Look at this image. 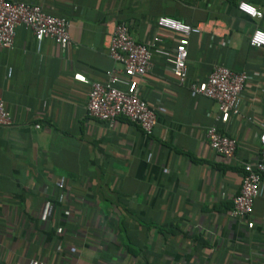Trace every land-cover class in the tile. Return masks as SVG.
<instances>
[{
    "label": "crops",
    "instance_id": "crops-1",
    "mask_svg": "<svg viewBox=\"0 0 264 264\" xmlns=\"http://www.w3.org/2000/svg\"><path fill=\"white\" fill-rule=\"evenodd\" d=\"M16 1L66 19L71 43L63 52L19 27L14 48L0 49V101L13 119L0 127V264H264V182L252 215L231 216L264 130V48L250 46L264 17L238 4L264 13V0ZM161 17L201 32L189 36L187 84L173 73L183 35L163 32L150 71L123 86L155 111L153 135L90 118L92 83L121 68L108 54L114 26L150 44ZM217 65L252 73L239 108L253 122L217 121L215 101L191 91ZM214 125L236 141L233 159L210 148Z\"/></svg>",
    "mask_w": 264,
    "mask_h": 264
},
{
    "label": "built area",
    "instance_id": "built-area-1",
    "mask_svg": "<svg viewBox=\"0 0 264 264\" xmlns=\"http://www.w3.org/2000/svg\"><path fill=\"white\" fill-rule=\"evenodd\" d=\"M238 11L252 20H262L264 17L260 9L245 2L238 4ZM157 25L159 31L150 44L136 42L130 35L126 23H117L114 26L108 54L121 68L107 71L104 82L92 83L88 100L90 118L105 122L110 127L115 125L117 119L125 118L137 125L147 136L153 135L158 123L155 111L136 91L127 93L123 90V86L129 85V79L142 78L150 71L153 60L152 50L163 42V32L183 35L179 38L174 51L173 73L180 85L187 84L189 36L201 32L199 27H192L167 17H161ZM19 27H24L36 37L53 41L63 52L71 43L70 24L66 19L47 13L37 4L0 0V49L14 48ZM250 46L256 49L264 48V30L256 29L253 32L250 37ZM251 78L252 73L248 71L236 73L223 65H217L206 83L192 82L189 87L195 95L215 101L218 106L217 121L228 123L234 117L253 122L254 119L243 116L239 108L246 83ZM12 120L11 112L4 102L0 101V127H11ZM37 128L40 126L38 125ZM206 137L210 148L217 155L226 160L235 157L236 141L222 133L216 125L207 129ZM259 142L261 159L244 166L240 192L233 198L231 216L236 219H246L252 215L254 202L264 182V130L260 133Z\"/></svg>",
    "mask_w": 264,
    "mask_h": 264
}]
</instances>
